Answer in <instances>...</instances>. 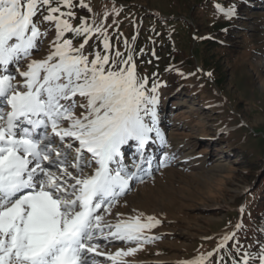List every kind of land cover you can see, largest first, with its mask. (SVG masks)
Wrapping results in <instances>:
<instances>
[{
  "label": "snow or ice",
  "instance_id": "6c2138e0",
  "mask_svg": "<svg viewBox=\"0 0 264 264\" xmlns=\"http://www.w3.org/2000/svg\"><path fill=\"white\" fill-rule=\"evenodd\" d=\"M53 3L0 0V264H105L101 256L126 264L124 257L156 239L146 233L161 221L143 213L127 219L117 213L114 223L105 217L131 181L151 174L149 142L167 143L157 126L160 85L153 81L149 88L138 75L127 42L126 58L112 54L103 23L81 18L74 27L73 0ZM80 7L88 6L81 0ZM215 7L226 19L238 15L235 5ZM45 23L55 28L52 50L30 60L19 72L23 81L13 83L9 66L19 69L21 59L39 51L50 31H41ZM93 37L102 38L103 54H85ZM130 143L138 157L131 167L123 152ZM171 158L165 154L158 167ZM234 236L225 234L213 252L180 264H208ZM101 241L135 247L105 253ZM234 247L233 264H264V244L255 252L238 241Z\"/></svg>",
  "mask_w": 264,
  "mask_h": 264
},
{
  "label": "rangeland",
  "instance_id": "374dc122",
  "mask_svg": "<svg viewBox=\"0 0 264 264\" xmlns=\"http://www.w3.org/2000/svg\"><path fill=\"white\" fill-rule=\"evenodd\" d=\"M80 3L73 0V26L81 18L89 24L103 23L112 54L118 50L126 58L127 42L138 75L147 77L149 88L153 81L160 85L157 126L167 143L149 142L151 174L141 172L142 180L131 181L130 189L105 217L114 223L117 213L119 219L143 213L161 221L146 233L156 239L124 257L126 264H180L213 252L231 233L235 236L228 243L251 246L253 233L247 222L252 217L243 215L241 207L244 210L243 201L255 185L246 179L237 155L243 149L251 154L264 150V0L238 4V15L232 19L217 12L219 0H83L86 9ZM61 11L68 9L61 7ZM155 18L175 20L161 23ZM226 20L228 27L218 31L216 23ZM46 28L50 31L41 38L39 51L21 59L19 69L9 66L13 83L23 81L19 72L27 70L30 60L43 59L52 50L55 28L45 23L41 31ZM101 41L93 37L85 54H103ZM81 42L75 40L74 46ZM210 55L212 64L219 66L215 72L205 65ZM175 63H181L174 75L182 76V84L166 69ZM123 151L131 167L138 159L135 144ZM165 154L174 158L158 167ZM217 159L224 161L217 163ZM101 243L108 245L101 249L105 253L135 247L120 241ZM226 247L214 252L208 264H222L226 251L235 254L233 247ZM97 259L110 264L104 256Z\"/></svg>",
  "mask_w": 264,
  "mask_h": 264
},
{
  "label": "trees",
  "instance_id": "16d2710c",
  "mask_svg": "<svg viewBox=\"0 0 264 264\" xmlns=\"http://www.w3.org/2000/svg\"><path fill=\"white\" fill-rule=\"evenodd\" d=\"M129 1V0H126ZM221 2V5L228 7L231 5H235L236 8H238V4L245 3V0H219ZM81 8V7H80ZM82 9V8H81ZM86 9V8H85ZM154 20L159 22H166V21H174L175 19H162V18H155ZM153 20V21H154ZM217 30L223 31L226 27H228V21H223L222 23H216ZM228 32V31H227ZM224 34V33H223ZM207 38H202V42H206L208 45V40H203ZM95 47V46H94ZM208 47H211V44L208 45ZM213 55H210L205 61V65L207 67H210L213 72L216 71V69L219 67L217 66V63L214 61V64H212L211 58ZM204 63V62H203ZM210 63V64H209ZM181 63H175L171 66L167 67L166 69L169 72V77L173 75L178 83H183L182 76L177 75V77L174 75L176 72L174 71L176 68V65H179ZM165 69V70H166ZM218 74V73H217ZM220 74V73H219ZM174 80V79H173ZM220 79H217V82H220ZM253 154H256L254 156ZM241 163H242V169L246 171L245 177L250 183H254L255 187L254 189L247 194V199H244V210L243 215H250L252 218L249 219L247 224L252 228L253 233V244L251 246H247L245 248H241L242 250H249V251H257L258 246L260 244H264V150L262 152L257 153H249L248 149H243L240 151L239 155ZM255 244V246H253ZM226 249L229 250L230 247H233V251L235 250V245L232 242L227 243ZM241 246V245H240ZM234 253L228 254L226 251V254L222 256V264H233L232 257L234 256ZM239 256H236V259H239Z\"/></svg>",
  "mask_w": 264,
  "mask_h": 264
},
{
  "label": "bare ground",
  "instance_id": "6f19581e",
  "mask_svg": "<svg viewBox=\"0 0 264 264\" xmlns=\"http://www.w3.org/2000/svg\"><path fill=\"white\" fill-rule=\"evenodd\" d=\"M224 160H221V159H217V160H215V162H217V163H222Z\"/></svg>",
  "mask_w": 264,
  "mask_h": 264
}]
</instances>
